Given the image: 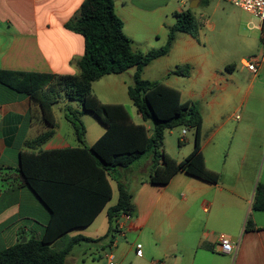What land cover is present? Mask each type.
I'll use <instances>...</instances> for the list:
<instances>
[{
  "label": "crops",
  "instance_id": "obj_1",
  "mask_svg": "<svg viewBox=\"0 0 264 264\" xmlns=\"http://www.w3.org/2000/svg\"><path fill=\"white\" fill-rule=\"evenodd\" d=\"M82 1L0 0V68L78 74L84 37L64 23L77 13ZM198 2L192 0L194 6ZM185 3L186 0H114V10L132 47L146 52L165 43L176 19L174 14L189 8ZM252 25L260 30V21ZM200 36L199 27L196 36L176 32L168 53L152 61L162 63V77L150 80L160 79L177 88L182 100L198 101L201 150L206 166L220 173L219 181L210 183L178 171L166 185H155L149 182L151 154L141 155L131 165L119 168L114 179H110L112 195L116 180L132 192L134 215L129 219L121 215L116 230L109 232L108 201L88 225L74 227L52 243L61 248L74 236L95 239L107 234L98 242L83 240L75 244L66 256V264H264V211L252 207L257 180L264 183V159L258 171L262 131H244L233 140L231 131L224 129L223 118L230 97L233 105L245 109L250 90L264 71V52L259 54L263 57L256 72L250 71L243 61L238 69L232 63L224 65L215 58V52H205ZM183 65L189 66L186 73H171ZM134 70L130 67L121 73L105 74L92 83V91L99 99L124 104L133 121L136 114L142 120L137 109L135 114L127 105L132 102L127 88L133 82ZM243 70L246 83L239 82L236 76ZM102 79L108 94L119 96V100L95 92V82ZM66 105L82 111L84 144L91 145L105 125L101 122L99 126L90 118L86 121L78 101L64 98L52 106L54 133L42 142H32L51 127L42 119L36 103L0 83V249L22 237H40L45 228L49 211L22 182L19 154L25 149L82 146L73 125L65 118ZM64 120L70 123L67 134L62 132ZM87 122L93 127L91 136ZM167 132L171 138L174 132ZM183 141L185 146H175L173 151L163 141L164 150L180 160L193 149L194 133L192 138L178 143ZM248 217L254 223L252 228L246 226ZM220 233L232 241L231 252L219 250ZM107 253L113 254L112 260L105 257Z\"/></svg>",
  "mask_w": 264,
  "mask_h": 264
},
{
  "label": "trees",
  "instance_id": "obj_2",
  "mask_svg": "<svg viewBox=\"0 0 264 264\" xmlns=\"http://www.w3.org/2000/svg\"><path fill=\"white\" fill-rule=\"evenodd\" d=\"M174 15L165 43L143 52L135 50L123 32L114 0H83L77 13L64 23L84 37L78 74L0 68V83L36 103L42 119L51 127L32 142H42L54 133L52 106L60 98L78 101L83 111L93 113L105 125L103 133L91 145H85L82 111L66 105L65 118L73 125L82 146L20 151V178L47 208L49 218L40 237L18 240L0 249V264H66V256L75 244L104 240L107 234L95 239L74 236L61 248L52 245L70 229L88 225L110 200V179H114L115 172L145 153L151 154L152 184L166 185L178 171L210 183L219 181L220 173L206 166L201 150L198 101L182 100L180 91L163 80L142 77L147 64L168 53L176 32L197 35L198 22L190 8ZM130 67L135 70L127 94L142 118L139 123L131 119L124 104L104 102L92 91V83L103 75L121 73ZM188 67L179 66L171 73L182 75ZM181 125L193 129L194 146L178 160L164 150L163 138L168 130ZM116 182L117 200L107 208L109 232L116 230L121 215H134L132 192ZM252 207L264 211V183H257ZM246 226L254 227L249 217Z\"/></svg>",
  "mask_w": 264,
  "mask_h": 264
},
{
  "label": "rangeland",
  "instance_id": "obj_3",
  "mask_svg": "<svg viewBox=\"0 0 264 264\" xmlns=\"http://www.w3.org/2000/svg\"><path fill=\"white\" fill-rule=\"evenodd\" d=\"M192 0H186L185 7H189ZM190 8V7H189ZM198 22L199 31L201 33V39L203 40V47L205 52H215L216 59L221 60L224 65L235 64L238 69L241 67L243 59L251 55H259L264 52V40L261 36L260 30L253 27L252 23L259 21L257 17L249 14L242 8L230 3L227 0H200L196 6L190 8ZM141 26L137 27L140 30ZM150 65L145 69L143 68L142 77L144 78H156L161 76V64L160 62H150ZM224 65L222 67H224ZM223 70H225L223 68ZM243 72L237 73V80L242 83L247 82L246 74ZM104 80L95 82V92L101 97H108L109 99L119 100V96L108 94V90L104 88ZM230 99V105L223 114L225 120L224 129L231 131V137L233 140L238 139L242 132L249 131L258 128L262 131V147L263 152L260 157V164L258 171L261 169V163L264 159V71L257 80L256 86L250 90L248 95V101L245 109L237 108L232 104V97ZM76 102V101H75ZM128 108L131 112L136 114V107L130 102ZM75 107V106H73ZM86 121L92 119L93 122L102 125L101 121L95 117V115L89 111H85ZM238 116V117H237ZM97 120H95V119ZM134 121H142L137 114L134 115ZM89 123V135L91 136L92 126ZM101 124V125H100ZM62 132L69 133L70 123L64 120L62 123ZM186 129L187 134H183L182 130ZM173 135L169 137L167 132L163 138L166 142L167 149L169 151L175 150V146H185L186 142L178 141L184 138L193 137V129L185 126H177L171 129ZM235 131L234 136L232 132ZM241 132V133H239ZM259 179L257 183H259ZM117 188L113 187V195L108 202V205H113L117 198ZM73 233H69L72 235Z\"/></svg>",
  "mask_w": 264,
  "mask_h": 264
},
{
  "label": "built area",
  "instance_id": "obj_4",
  "mask_svg": "<svg viewBox=\"0 0 264 264\" xmlns=\"http://www.w3.org/2000/svg\"><path fill=\"white\" fill-rule=\"evenodd\" d=\"M230 3L242 8L249 14L255 16L260 21L259 29L261 30V36L264 40V0H227ZM263 55H251L245 59H243V63L245 66L252 72H256L257 68L262 60ZM238 117V116H237ZM186 129L182 130L184 134ZM125 218L129 219V215H124ZM217 244L219 250L223 253H229L234 249V245L229 237L225 234L220 233L217 236ZM139 247V246H138ZM109 260L113 259V254L107 253L105 255Z\"/></svg>",
  "mask_w": 264,
  "mask_h": 264
},
{
  "label": "water",
  "instance_id": "obj_5",
  "mask_svg": "<svg viewBox=\"0 0 264 264\" xmlns=\"http://www.w3.org/2000/svg\"><path fill=\"white\" fill-rule=\"evenodd\" d=\"M194 5H195V4L191 3V4L189 5V7L192 8ZM25 241H26V238H25V237H22V238L20 239V242H25Z\"/></svg>",
  "mask_w": 264,
  "mask_h": 264
}]
</instances>
